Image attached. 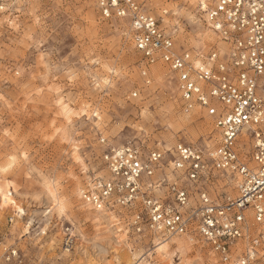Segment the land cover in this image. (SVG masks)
Listing matches in <instances>:
<instances>
[{"label": "rangeland", "instance_id": "374dc122", "mask_svg": "<svg viewBox=\"0 0 264 264\" xmlns=\"http://www.w3.org/2000/svg\"><path fill=\"white\" fill-rule=\"evenodd\" d=\"M161 2L163 7L151 11L173 32L177 46L208 51L214 41H204L206 23L197 2ZM142 66L128 26L103 20L95 0H20L0 8V168L9 156L18 161L11 171H0V192L23 209L15 212L0 194V264H189L196 258L200 264H221L198 235L179 236L183 245L171 243L161 259L156 238L128 232L114 212L96 216L79 194L92 177L107 174L102 138L106 144L162 152L179 142L203 148L216 143L213 117L184 109L168 67L149 66L147 83ZM105 79L112 82L106 90ZM58 99L71 101L73 112L85 104L99 110L101 131L95 130L91 111L69 125ZM83 128L89 132L80 140L73 133ZM54 181H61L59 188Z\"/></svg>", "mask_w": 264, "mask_h": 264}, {"label": "built area", "instance_id": "2783aa9c", "mask_svg": "<svg viewBox=\"0 0 264 264\" xmlns=\"http://www.w3.org/2000/svg\"><path fill=\"white\" fill-rule=\"evenodd\" d=\"M17 1L0 0V8ZM150 2L119 0L118 5H112L110 0H95V6L103 20H118L128 26L130 39L142 54L141 73L147 83L148 67L165 65L184 109L206 110L213 117L216 143L203 148L179 142L162 152L144 151L131 143L106 144L102 138L107 174L92 177L82 189V199L121 219L122 211L124 215L130 211L136 216L135 227L122 220L127 231L136 235L157 240L198 235L221 264H237L249 257L250 250L260 259L264 253V225L257 219L264 209V0H205L210 3L208 10L198 7V0L200 18L223 43L222 48L216 43L206 52L178 47L173 32L151 11ZM149 23L154 24L151 30ZM137 41H143L145 48H138ZM195 59L202 61L206 72L195 67ZM182 146L191 155L182 157ZM126 149L131 152L117 155ZM153 152L160 158L153 160ZM168 176L176 178L169 180ZM205 195L207 200L201 199ZM97 201L102 209L95 206ZM208 220L213 223L207 224ZM66 244L71 246L73 237L67 238Z\"/></svg>", "mask_w": 264, "mask_h": 264}, {"label": "snow or ice", "instance_id": "6c2138e0", "mask_svg": "<svg viewBox=\"0 0 264 264\" xmlns=\"http://www.w3.org/2000/svg\"><path fill=\"white\" fill-rule=\"evenodd\" d=\"M110 3L112 5H118L119 0H110ZM197 6L198 7H202L205 10H208L210 8V3L205 2V0H199V3H198ZM262 6H264V5H262ZM152 7H153V9H156V8H159V7H163V4H162L161 0H152ZM168 11H169V9L167 7H164V13H168ZM105 14L107 15L108 13L106 12ZM118 14L121 15V16L125 15V13H123V12H120ZM153 27H154V24L149 23V30H151ZM215 27L219 28L220 25L217 24V25H215ZM136 46L138 48H140V49H144L145 48V43L143 41H137V45ZM165 58H167V57H165ZM195 67L197 69H199L202 73L206 72V69L201 65L200 62H196L195 63ZM109 71H111V69H109ZM103 85L105 86V90H106L108 87L112 86V82L110 80L105 79L103 81ZM96 86L100 87L99 84H97ZM187 87L195 88V91L197 93L200 92V88L196 87L194 84H188ZM40 91H43V90L41 89ZM57 91H59V90H57ZM200 98L203 99L202 96ZM0 99H3V97H0ZM71 103H72L71 101H69L68 103H65V101L63 99H58L57 100V104L60 105L64 109V112L62 114L67 119V122H68L69 125L72 124V122H73L72 118L73 117H78V116H81V115H85L86 116L89 113V111H91L92 116L97 118V123L94 125V128H95L96 131H101L102 121L99 119L100 116H101V113H100L99 110H93V109H91V106L89 104H85L82 108H80L79 111L73 112L71 110V107H70ZM204 103L207 104V101H204ZM212 111L215 112V108H213ZM229 119H231V117H229ZM86 132H89V129L83 128L80 133H78V134L77 133H73V135L77 136L80 140H83L85 138V133ZM127 152H131V149H126L125 153H117V155L118 156H122V155L126 154ZM179 152H180V155L182 157H187V156L191 155V153H189V151H188V148L185 147V146H182L179 149ZM213 154L214 155H219V153H213ZM150 155H151V158L153 160H157V159L160 158V156H158L155 152L151 153ZM77 159L79 160V157H77ZM24 160H27V156L24 157ZM9 161L10 162L7 164L6 167L0 168V171L9 172L16 166V164L18 162L16 156H9ZM136 167H137V170H139V165H137ZM176 167H177L176 164L171 165L172 169H175ZM112 171H115V168H113ZM175 178L176 177H174V176H168L169 180H173ZM60 183H61V181H54V185L57 188H59ZM54 185H52V184L48 185V188H49L50 192H51V190H52ZM70 191L71 190L69 188V190H68L69 194H70ZM51 194L52 195H56L57 193L56 192H51ZM104 195H107V193H104ZM180 196L183 198L184 197V193L181 192ZM207 198L208 197L206 195L201 197V199H203V200H207ZM129 199L130 200L134 199V197H130ZM95 206L97 208H101V209L103 208V206L99 203V201H97ZM157 211H159V210L157 209ZM121 215H122V219L124 221H126L128 224H131V225H133L135 227L136 216H134L130 211L126 215H124L123 211H122ZM155 219H156L157 222L161 221V218L158 215L155 216ZM240 219L243 220V217H241ZM257 219L259 220V222L262 225H264V209H261V215H259L257 217ZM112 220L116 221L117 223L121 222V221H117L115 216H112ZM169 223H170V221H169ZM212 223H213L212 220H208L207 221V224H212ZM161 227H163L162 223H161ZM23 231L27 232L28 229L25 228ZM201 231H206V230L205 229H201ZM206 235L211 236V233L210 232H206ZM121 239H123V236H121ZM185 243L187 245H189L188 250L190 252L194 253V248L191 247V241L190 240L189 241H185ZM156 244H157V248L159 249V251L161 253H163V252H165L167 250V241L157 240ZM256 256H257L256 252L250 250L249 257L246 258V259H243V260H239L237 262V264H264V253H260V259H257ZM136 264H140V261L136 260ZM189 264H200L199 258H196L195 260L190 261Z\"/></svg>", "mask_w": 264, "mask_h": 264}, {"label": "bare ground", "instance_id": "6f19581e", "mask_svg": "<svg viewBox=\"0 0 264 264\" xmlns=\"http://www.w3.org/2000/svg\"><path fill=\"white\" fill-rule=\"evenodd\" d=\"M18 1H20V0H18ZM17 1V2H18ZM186 1H190V4H195L198 0H186ZM168 20V19H167ZM163 21V20H162ZM163 26V25H162ZM203 32V34H202V36H204V41H205V43L207 42V41H209V43L211 42V41H214L212 44H211V46H210V48L209 49H212V45L213 44H218V45H220L219 47L220 48H222V46L221 45H223V43L219 40V37H218V35L212 30V28H210L208 25H206L205 24V28L202 30ZM175 36V35H174ZM199 39V38H198ZM198 41V40H197ZM196 41V42H197ZM196 45H201V44H203V43H200V42H197V43H195ZM208 44V43H207ZM187 49H190V48H187ZM208 49V50H209ZM193 52H195L196 50L197 51H201V52H203V51H205L202 47H195V48H193V49H191ZM196 62H202L200 59H195L194 60V65H195V63ZM158 64H160V63H158ZM159 68V67H158ZM64 110V109H63ZM192 113V112H191ZM189 115V114H188ZM191 117V116H190ZM4 163V162H3ZM4 177V176H3ZM56 188V187H55ZM3 189V188H2ZM1 189V190H2ZM83 189V188H82ZM82 189L80 188V191H79V194L82 192ZM9 190V189H8ZM51 192H56V189H54V188H52V190H51ZM0 194L4 197V199H5V202H6V204H7V206L8 207H12L14 210H15V212H20V213H22L23 212V209H22V206L17 202V200L16 199H14V198H11V197H8V195H7V193H5V191L4 190H2L1 192H0ZM10 196V195H9ZM53 197H54V199H55V201L58 203V208L60 209L59 211H62L63 210V207L61 206V202L62 201H60L59 199H58V197H57V194L56 195H52ZM88 203V202H87ZM89 205H91L90 203H88ZM86 208V207H85ZM82 210V209H81ZM61 213V212H60ZM85 213V212H84ZM94 214L97 216V215H101V211L100 210H95V212H94ZM91 215V214H90ZM99 217V216H98ZM98 219V218H97ZM71 237H73V236H71ZM162 241H167V250L165 251V252H163V253H161L160 251H159V249L158 248H156V250H157V253H158V256L162 259L163 257H165V255L167 254V252H168V249H169V247H170V245H171V243H173V242H177V241H179L180 242V244L181 245H183V241L181 240V237H179V236H176V237H172L171 238V240H162ZM184 245H185V243H184ZM156 247H157V244H156ZM128 258V257H127ZM140 264H150V263H148V261H145V262H140Z\"/></svg>", "mask_w": 264, "mask_h": 264}]
</instances>
